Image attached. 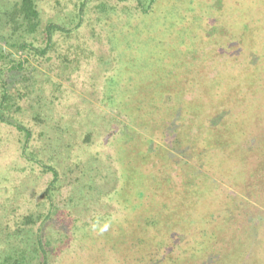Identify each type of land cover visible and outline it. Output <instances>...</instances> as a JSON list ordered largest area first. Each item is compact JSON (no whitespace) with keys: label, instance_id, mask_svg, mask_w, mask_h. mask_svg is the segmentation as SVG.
<instances>
[{"label":"rangeland","instance_id":"1","mask_svg":"<svg viewBox=\"0 0 264 264\" xmlns=\"http://www.w3.org/2000/svg\"><path fill=\"white\" fill-rule=\"evenodd\" d=\"M80 2L37 5L43 24L72 27ZM135 4L87 1L69 38L84 49L79 64L40 62L34 92L9 113L42 159H59L54 218L42 228L55 239L48 264H264V33L253 32L258 50L249 26L264 20V0H156L145 14ZM119 70L122 89L111 92ZM160 82L181 87L178 110L162 122L147 109L156 119L146 128L142 102ZM24 141L0 122V217L13 193L28 196L19 209L35 205L51 178L19 156ZM95 175L103 191L73 207L78 182Z\"/></svg>","mask_w":264,"mask_h":264},{"label":"trees","instance_id":"2","mask_svg":"<svg viewBox=\"0 0 264 264\" xmlns=\"http://www.w3.org/2000/svg\"><path fill=\"white\" fill-rule=\"evenodd\" d=\"M87 1L89 0H81L80 7L78 8L79 13L76 14L78 22L72 27H68L52 21H46L43 24L37 0H0V122L12 125L25 136V141L21 146L19 156L28 163L30 162L39 167V173H50L51 176L46 188L42 190L41 194H39L40 200L35 205L28 204L23 210L19 209V204L28 199L27 195L19 192L16 194L13 193L14 199H9V203L12 205L10 207L11 210L7 215L4 213L0 217V264H48L49 262L50 250L53 245L52 240L55 239L43 236L42 228L46 223L48 226L54 218L52 192L56 191L59 186L58 180L60 179V174L57 168L59 159L55 162H51L48 159H42L30 146V129L25 124L14 120L9 113L13 108L18 109L19 99L27 97L28 94L34 92V85H37L35 84V78L38 72H40L38 67L40 62H48L55 58L53 63L58 61L59 63L64 64L67 68L79 64L83 54L78 48H82V46L80 44L74 46V44L70 43L69 38L72 36L71 32L80 25L83 8ZM135 1V8L145 14L150 11L152 4L156 0H147L149 4L146 6H144V1L146 0ZM255 23L249 25L256 27L254 29L251 28V30H253L252 33L255 31H262L261 33H264V20L260 18L256 26ZM244 24L242 23L241 25ZM252 33L251 44L254 48L259 50V42L261 40L256 44L257 39L253 37L255 33ZM57 34H60L59 36L61 38L58 36L59 38L57 39L61 43H58V40L56 39ZM117 69H120V67ZM122 70L123 71L121 72L124 76L127 75L126 71H128V75L134 78L133 83H135L137 72L133 68L127 69L125 66H123ZM116 71L110 77V85H114L111 92H114L113 90H119L120 88L122 89L121 85H118L117 83L121 82L118 77H123V75L120 73V70L117 73ZM250 74L251 77L250 75H245L251 79L252 77H255L256 72H250ZM43 76L45 77L43 81L49 77L47 74H44ZM7 77H11L12 80H8ZM153 83L154 82L152 81L149 85ZM166 83L167 82L158 83V85L160 84L159 86L164 90L159 89L160 92L158 91V93L154 90V93H157L156 96L153 97L152 95H149L148 97H145V102H142V104L144 103L142 110L144 112V117H146L144 120L146 128L156 119L151 117L147 118L145 113L147 109L152 108L151 110L157 111V115L161 116L160 118L162 122L165 119L163 116H169L174 111L178 110L177 105L180 99L176 94H181L182 89L177 83L166 85L167 88L162 87ZM42 86L36 88L37 94L40 89L41 95L43 94V97L46 98L47 96L43 93L44 89ZM237 87L238 86H236V88ZM236 90H238V88ZM217 94H219V92ZM43 104L42 108H47L48 110V106H45V103ZM144 105H146L147 108ZM38 115L39 112L34 110V116L37 118ZM232 123L234 122L224 123V128L226 130L225 134L222 133L224 132L223 126L218 130L217 133H220L217 134L218 145L225 143L226 139H221L219 136L227 135L229 133L228 126ZM197 132L201 133V130H197ZM201 134L204 138V141L202 140V142L206 148L210 143L207 141L206 134L203 132ZM237 135L238 133H233L234 137ZM89 136L90 133L88 132L87 138ZM211 139L213 138L211 137ZM56 152H58V150ZM90 171H92V169H90ZM23 177H26V175ZM95 177L96 175L94 176V179L93 176L90 177L86 184L85 182H78L76 185V188L78 189H75V196L70 198V201H74L76 204L72 203L73 207L77 206L78 202L76 200L81 199V194L91 191V189H96V192L98 193L103 191L102 184L94 185L96 182ZM64 217L67 219L70 217V213L64 215ZM139 242L142 243L144 241L139 240ZM178 249L180 251V248ZM152 252L153 250L151 249V253ZM169 260V258L162 262L160 260H155L153 264H166Z\"/></svg>","mask_w":264,"mask_h":264}]
</instances>
